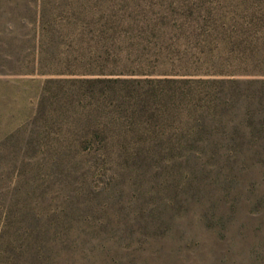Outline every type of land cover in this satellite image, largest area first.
Instances as JSON below:
<instances>
[{
  "label": "rangeland",
  "instance_id": "obj_1",
  "mask_svg": "<svg viewBox=\"0 0 264 264\" xmlns=\"http://www.w3.org/2000/svg\"><path fill=\"white\" fill-rule=\"evenodd\" d=\"M213 78L264 0H0V264H264V85Z\"/></svg>",
  "mask_w": 264,
  "mask_h": 264
},
{
  "label": "trees",
  "instance_id": "obj_2",
  "mask_svg": "<svg viewBox=\"0 0 264 264\" xmlns=\"http://www.w3.org/2000/svg\"><path fill=\"white\" fill-rule=\"evenodd\" d=\"M111 29L113 30L114 27H111ZM183 83L185 85L191 84L189 81L183 82ZM198 83L202 84L203 85L202 87H207V88H211V87L215 88L216 87V88H219L220 90H222L223 92L220 91V93L224 96L222 101H223V104H225V103L230 101L231 98L229 96L237 95L234 92L240 91V88H239L240 85L255 84V83H262L264 85V79H257V78H255V79H239V78H236V79H230V78L217 79V78H213V79H205V80H202ZM167 88L159 90V91L166 90ZM179 92L181 95H183L182 91H179ZM165 95L167 96V94H165ZM174 97H175V94L171 98L169 96L168 99L172 100V99H174ZM224 110H225V107H224ZM199 122H202V120H199Z\"/></svg>",
  "mask_w": 264,
  "mask_h": 264
}]
</instances>
